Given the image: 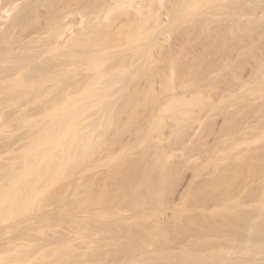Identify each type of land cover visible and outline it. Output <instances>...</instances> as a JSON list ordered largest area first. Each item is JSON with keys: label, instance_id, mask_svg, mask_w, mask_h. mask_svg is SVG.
Wrapping results in <instances>:
<instances>
[{"label": "rangeland", "instance_id": "1", "mask_svg": "<svg viewBox=\"0 0 264 264\" xmlns=\"http://www.w3.org/2000/svg\"><path fill=\"white\" fill-rule=\"evenodd\" d=\"M184 1L187 2L188 0ZM217 1L218 0H216V3ZM229 1L230 0H224L221 2L226 5ZM231 1H235L236 7L237 4L239 6L244 5V8L241 9L243 11L242 13L245 11L248 12L249 10L250 12H252V10L255 11L252 13L253 15L250 12H245L246 14L250 13V17L243 14L244 17H239L240 19H238L241 13L238 6L237 10L240 13H237L239 14L237 16L235 15L236 18L234 17L239 24L243 22L247 23L251 20L248 22L249 26L246 25L248 28L252 26L255 31H251L252 28H249L250 32H253L252 34H249L250 32H248V34L240 32L238 35L240 36V40L238 39L240 42H237L236 39L235 44L238 50L235 48L234 50L236 52L234 50L228 53L224 52L222 54L223 58L220 56L222 59L220 60L221 66L219 62V67L211 68L212 70L208 68L205 70L207 72L203 69V73L201 74H196L195 71H193V73L189 71L188 74L186 68L188 67L189 69L192 67V64L189 63L190 60L188 58H176L175 67L177 69V75L174 77L175 81L173 78V80L171 79L167 82L165 79L163 80L165 88L161 91L162 93L160 92L159 94V102H156L154 104L155 106L153 105L151 108L141 109L137 113L138 116L135 122H133L134 124L131 123L129 125L127 123L128 116L130 115L129 113H122L119 115L120 123L118 124H106L107 119H109L110 109L106 111L104 109L105 105L101 106L103 102L100 106L95 105V107H89L90 109L88 108V110L84 109L83 107L87 104V101H94L96 97L89 99L82 95V93H80L82 96L78 95V101H83L82 99L84 98L87 100L86 104L80 102L82 106L85 104L83 107H81L80 104V109L83 110H80L79 106H77L78 108L76 107L77 109L73 107L76 109L75 111H80V113L78 111L79 116L81 114L80 117H77V120L79 119L80 121V123L77 121L78 124L48 123L51 117L49 115L51 114L44 113L36 108L26 107L27 109H21L17 107L8 108L0 106V110L2 111V113L0 111V264H149L151 261L152 263L150 264H153L157 261L156 259H163L160 262H156L161 264L165 258L167 259L164 261L165 264H168L170 260V264H172L174 261V263L178 262L179 257L181 260L185 261L183 264H195L197 260V264H206V262L207 264H264V226L261 227L262 230L256 229L251 233L253 239L250 242H242V237H238L240 238L238 239L239 242H237L238 240L235 241L238 233L247 235V232L240 230L241 228L239 227H237V229L234 227L237 235L234 230L228 227V230H231V232L233 231L236 235L234 240L228 236L225 226H222V229H224V231L226 230L225 236L227 239L232 240L226 241L224 232H219L222 230L221 228L220 230L217 229L220 235H218V232H216L217 234L214 233V235L213 231L205 240L204 238L206 237L205 235L201 236L203 234L201 231L199 232L193 229L195 226H186L192 218L194 219V217L198 215V217H200L202 214L201 218L203 220L207 218L205 220L207 221L209 218L208 214H223L225 213L224 211H226V213H236L239 210V213H241L243 210L247 214L253 212L254 214L250 213L251 216L255 215L257 217L260 215L258 217L259 220H264V169H262L264 168V108L262 111L257 110V112H254L253 109H249V107L255 108V106L257 107L264 103V66L260 67L263 65L261 63H264V0ZM188 2H190V0ZM196 2L198 8L195 10L191 11L188 9L187 11L180 12V14L176 13L173 15L171 18L172 22L165 27L166 32H168L172 38L181 36L188 25L193 24L194 20L204 14L202 10H207V6H212L213 9H216L211 5L215 0H207L208 3L205 0H197ZM254 3L257 6H255ZM184 4L185 3H183V5ZM225 10L227 11L228 9L225 8L223 12H225ZM216 15H214L216 17L213 18H218L219 14ZM226 15L223 14L224 17L222 18L224 19ZM220 16L217 19L219 23L214 21L216 19L211 21L217 22L219 25L223 23V26L224 24L228 26L230 20H228V24L224 23L225 20L223 19V22L219 21L221 18ZM239 20L242 22L240 21V23ZM214 22H211L209 26L212 25L214 28L217 24ZM212 23H214V25ZM209 26H207L206 33L213 30V28H208ZM243 35H245V37L249 35L247 39L251 40L248 41L246 38L244 39ZM241 36L243 37L242 42ZM238 44H240V46ZM211 57L212 54H209L207 59ZM192 68L193 70L198 69L200 71L199 65H195ZM234 69L236 71H234L235 73L232 75L231 72ZM181 73H183V77ZM163 81H161V83ZM197 81L198 83H196ZM229 82L234 84L233 90L228 88ZM216 84L218 86L215 87ZM213 86L215 88H213ZM79 97L81 99H79ZM109 98H114V96L102 100H107V102L108 100H112ZM247 108L252 114L250 111H248L250 114L247 112ZM111 111L110 116L113 114L114 110ZM54 114L55 116L58 115L56 112ZM61 114L62 112H60V115ZM114 114L111 117H113ZM62 115L60 116L62 121H64L63 119L65 118L68 120V117H70L67 116L63 118ZM56 117L60 119L59 115ZM232 119H237V122L236 120L235 122L236 124L239 122L237 124L238 126ZM163 120H167L163 127V131L164 129L166 130L162 132L163 135L161 134L162 137H160L159 126ZM230 124L232 126L234 125L233 128L235 127V129L231 128ZM127 129L133 130L130 131ZM121 143L123 144L121 145ZM162 153L166 154L167 158L170 156L168 159L169 162L167 161V174H174L173 179L171 178L172 182L165 185V188L169 186L170 189L174 191L172 192L169 190V192H165V196L170 198H164L163 207L162 203L159 204V206L152 205L150 201H148L149 203L147 202L150 196L158 192V187L156 186H153V189L151 188L152 192L149 190L147 192V190L144 189L145 187H143V189L140 188L142 190L141 193L137 191L136 194H134V197L138 198L137 201L140 199L141 202L139 201V203L134 199H127V196L123 194H121V196H124L122 198L120 195L110 196L108 202L104 201V206L103 202L101 203L98 201V198L101 200L105 195H110V187H112V189L115 187L112 181L109 182L110 180L106 179L108 176L107 172H109V169H113L114 166H118L120 160L124 158L136 160L144 156L146 157H143L144 161L146 160V163L150 161V166L151 161L153 162L152 159L155 158L157 154ZM167 153L169 155H167ZM249 159L252 160L250 161ZM234 160L242 163L247 160L248 163L246 162L244 165L246 164L245 166L247 169H252L250 170L251 176L248 175L250 177L246 178V176L243 177L242 175L239 180H230L229 185L231 184V187L229 188V185L227 186L229 189L225 190V188H221L223 192L219 193L218 190L216 192L212 190L215 194L211 193L212 186H210L209 182H213L212 179L220 174L221 169ZM182 164L183 166H181ZM256 166H260V169L258 168L257 170ZM252 171H254V174ZM101 179L103 181H101ZM91 181H93V186ZM200 187L201 189L204 188L203 191L199 189ZM90 189L94 191L95 196ZM206 189L207 192H204ZM194 191L198 193H194ZM192 192L195 194L194 196H192ZM209 192L210 195L213 194L216 200L215 198L213 199L212 195V197L209 196L207 200L202 196L206 194L205 196L207 197ZM222 193H224L223 195L225 198ZM228 194H232L233 196H228ZM198 195H201L199 198L201 199L200 201L195 200ZM210 198L211 201L208 202ZM191 199L198 204H192L193 201H191ZM118 206L121 208L120 210L122 212H120ZM154 207H156V210ZM232 210L234 212H232ZM67 213L71 214L67 215ZM204 214H206L207 217L206 215L203 217ZM191 215L192 217L189 220ZM211 215L209 219H211ZM79 220L82 221L80 224L82 230L81 227L78 228V225L76 226V222L79 223ZM94 220L97 222H93ZM181 220L183 222L187 221L186 224ZM90 221H92L91 224L97 227L99 226L98 230L90 231L89 228L83 226ZM97 223L99 225H97ZM107 223H111L110 228L113 230L107 228V231H112L107 234V232L103 230L104 233H100L103 226L106 225L105 227H109ZM116 223H120L119 227ZM179 223L185 224L184 227H188L186 229H189V232L183 229L181 230L180 227L183 225H180L178 230L177 224ZM127 224H131L133 227L143 224L141 226L147 225L144 227H151L150 229L156 226H158V228L168 229L169 239L167 245L168 243L169 245L171 243V245L167 247L166 244L161 242L162 240H160L159 237L157 238L159 241H155H158L157 244L160 243L159 245L155 244L154 241H148L149 243H154L153 247L152 244L148 247L147 245L149 243L146 244L147 242H145V244H143L144 242H139L134 236L132 237L122 230L120 226L125 227L128 226ZM173 227L174 230L172 229ZM85 228L88 230L86 229L85 231ZM192 229L195 230V233ZM83 233L85 236L88 235L84 237ZM123 233L129 237L125 236ZM177 234L178 236H176ZM179 234H182L184 238L182 235L179 237ZM199 234L200 239L198 237ZM204 234L206 233L204 232ZM242 234L239 236H243ZM245 235L243 236L244 238ZM14 239L16 240L14 241ZM198 239L201 241L199 242ZM133 240L136 242L134 243ZM210 240H212V243L215 241L213 244H217L215 246L218 248L212 247V250H210V245L212 243L206 244L207 242L210 243ZM195 242H199L196 244L199 250L194 246ZM201 242L204 243L201 245ZM125 243L134 248L126 246ZM136 243L139 248H137ZM190 243L192 245H190ZM54 244L55 246H53ZM62 244L66 246L64 245L63 247ZM161 244L162 247L165 245L166 248L165 246L161 248ZM218 244H220V246H218ZM157 246L160 247L161 252L164 251L163 258L160 257L162 253L159 252L160 250ZM192 246L198 251H192ZM124 247L133 250L131 251ZM240 247H243L244 250ZM155 248H157V250ZM195 248L192 247V249ZM215 248L217 249L216 251ZM45 249H47V251ZM120 249L123 251L125 249V253L122 250L120 252ZM189 249L192 252L189 256L191 261L187 258L188 256L185 257L187 258L186 260L184 257H181L182 253H184L182 251H185L188 255L190 253ZM188 251L189 253H187ZM156 253H158L157 256ZM180 253L181 255H179ZM43 255H48L49 257L47 256L45 259ZM51 255L54 256L51 257ZM165 255L168 256L165 257ZM177 255L179 257H177ZM149 256H151V259ZM154 256L156 257L155 259ZM95 259L98 262H96ZM201 260L202 262H200ZM213 261H215V263ZM179 264H182V262Z\"/></svg>", "mask_w": 264, "mask_h": 264}, {"label": "bare ground", "instance_id": "2", "mask_svg": "<svg viewBox=\"0 0 264 264\" xmlns=\"http://www.w3.org/2000/svg\"><path fill=\"white\" fill-rule=\"evenodd\" d=\"M183 1L184 0H0V106H4V107H8V108L9 107L10 108L17 107V108H21V109L26 108V107L36 108V109H39L40 111H43L44 113L51 114L49 116H51L50 119L51 118L52 119L51 120L49 119L48 123H51V124H78V123H80V121H79V119L77 120V117L79 116L80 111L78 110L79 111V113H78V111H75V110L78 108L77 106H79V109L81 107H83L87 101L85 98L82 99L83 101H81V100L78 101V95H80V96L84 95L89 99L92 97H96V100H94V101H90V102L87 101V104L83 107L84 109L88 110L89 107L92 108V107H95V105L100 106V104L103 102L101 104V106L105 105L104 109L106 111L107 110L109 111V109H110V112H112L111 110H114L113 114L114 113L115 114L113 117H111L113 114H111V116H110V112H109L110 117L108 116L109 119L106 118L107 119L106 124H111V125L112 124H118V123H120V116L119 115H121L122 113H124V114L129 113L130 115L128 116L129 118H128L127 123L130 125L131 123L135 122V120L137 119V116H138L137 113L141 109L149 108V107L151 108V106H153L156 102H159V100H158L159 94L165 88V84H164L163 80L165 79V81L167 82V81L171 80L172 78L174 79V77H176V75H177V69L175 67V65H176L175 59L176 58H188L190 60L189 63L192 64L191 65L192 67L195 65L200 66V71L198 69L193 70L192 67H190L188 69V67H187L186 72L188 71V74H189V71H191L192 73H193V71H195L196 74L197 73L201 74V73H203V69H204V71L208 68H210V70H212L211 68H217L220 60H222L221 58H223L222 54L224 52H227V53L232 52L235 48H236V50H238L236 47L237 45L235 46V44H236V39H237V42L240 40V36H238L240 34V32L244 33V34H248V32H250L249 28H252V26H250L249 28L247 27L248 22H250L251 20H249L247 23L243 22L244 24L243 23L239 24L237 19L235 20L236 16L239 15L237 13H240V12H238L237 9L239 8V10L242 13L243 11L241 9L244 8V5H240L242 7L241 8L237 4V7L239 6L237 8L235 1L230 0L229 3L226 4L227 5L226 6L223 2H221L224 0H218L217 3L215 0V2L214 3L212 2L213 4L211 3V5H213L216 9H213L212 6H210V7L207 6V10H202V12L204 14H202L198 19L194 20L193 24L188 25L186 27L185 32L181 36L172 38V36L168 32H166L165 27L168 26L172 22L171 18L173 17V15L176 13L180 14V12L187 11L188 9L193 11L196 8H198V5H196V3H198V2H196L197 0H192L193 2L191 0H190V2H188L189 0L187 2H185V1L183 2ZM198 1H200V0H198ZM205 1L207 2V0H205ZM183 3H185V4L183 5ZM180 4H181V6H180ZM198 4H201V3H198ZM202 6H203V4H202ZM255 6H257V5L255 4ZM261 7H262V5H261ZM225 8H227L228 10L227 11L225 10V12H223ZM245 12L242 13V16L240 13V16H238V19H240L239 17L243 18L244 17L243 14H245V16L246 15L249 16L250 13L252 14L255 11L252 10V12H250V10H249L248 11V12H250L249 14H246L248 12H246V13ZM216 14H219L218 18L221 15L220 16L221 18L219 19V21L223 22V20L226 21V19H227V21L226 22L224 21V23L228 24V20H230V22H229L230 24L228 26L226 24H224V26H223V23L221 24V22H220L221 25H219L218 24L219 22L217 20L218 18H213V17L217 16ZM223 14L224 15L227 14L226 16H228V17L225 16L226 19L225 18L223 19L222 18V17H224ZM214 15H216V16H214ZM242 18H241V20H242ZM213 19H216L214 21H217L218 23L211 21ZM241 20H239V22ZM211 22H214L215 24L217 23L216 24L217 27H216V25H215L216 28L215 27L213 28L212 25L209 26V24H211ZM214 23H212V24L214 25ZM253 24H254V22H253ZM207 26H209L208 28H211V29L213 28V30L210 31L209 33H206L207 32L206 31ZM262 28H263V26H262ZM263 29H262V31H263ZM253 30L254 29L252 28L251 31H253ZM256 31H258V30H256ZM252 33L253 32H250L249 34H252ZM254 33H256V32H254ZM243 36H244V39L246 38V40H248L247 38L249 35L247 37H245V35H243ZM250 36H253V35H250ZM242 39H243V37L241 38V42H242ZM250 40L251 39H249L248 41H250ZM243 41H245V40H243ZM238 45L240 46V44H238ZM176 46H178V47H176ZM209 54H212V57L210 59H207V56ZM220 56H221V58H220ZM230 63H231V61H230ZM261 64H263V65H261L260 67H263L264 63H261ZM219 65L221 66V62ZM260 67H258V68H260ZM234 71H236V70L234 69L231 72L232 75L235 73ZM180 72H182V71H180ZM205 72H207V71H205ZM205 72H204V74H205ZM181 74H182L181 76L183 77L185 75V72H184V75H183V73H181ZM197 76H196V78H197ZM206 76H208V75H206ZM229 77H230V75H229ZM193 78H195V77H193ZM203 78H205V77H203ZM232 79L234 80L233 77H232ZM232 79H230V80H232ZM161 81H163L162 82L163 84L161 83ZM174 81H175V79H174ZM202 81H203V79H202ZM196 83H198V81ZM229 83L230 84H229L228 88L233 90L234 84H232V82H229ZM173 84H174V82H173ZM216 86H218V85L216 84L215 87ZM215 87L213 86V88H215ZM210 90H211V88H210ZM80 93H82V95ZM112 96H114V98H109L112 100H108V102H107V100L106 101L102 100L104 98L107 99L108 97H112ZM79 99H81V98L79 97ZM80 102L85 103V104L82 106V104ZM80 104H81V107H80ZM70 107H72V108H70ZM73 107H75V108L77 107V108L75 109ZM85 107H87V108H85ZM263 108H264V103L261 104L260 106H257V107L255 106V108L249 107V109L250 110L253 109L254 112H257V110L262 111ZM72 109H74V110H72ZM249 109L247 108V112L250 111ZM80 110H83V109H80ZM144 111H145V109H144ZM55 112H56V114L59 115V117L62 114H65V112H66V114L62 115L63 118L67 117V116H70V117H68V120L66 118L63 119L64 121L67 120L66 122H64V121H62L61 117L59 119L56 117L58 115L55 116V114H54ZM60 112H62L61 115H60ZM69 112H71V113H69ZM250 112H248V113L250 114ZM1 113H2V111H1ZM251 114H252V112H251ZM80 116H81V114H80ZM235 120L237 122V119H234L233 121L235 122ZM25 121H26V119H25ZM77 121H79V122L77 123ZM166 121L167 120L161 121V125L159 126L160 137H162V135H163L162 132H165V130H166V129H164V131H163V127H164V124L166 123ZM138 122H140V121H138ZM236 122H235V124H236ZM22 123H24V122H22ZM233 126L231 125L230 127L233 128ZM129 128H130V126H129ZM165 128H166V126H165ZM233 129H235V127ZM127 130H130V129H127ZM131 130H133V129H131ZM122 144L123 143H121V145ZM162 149H165V148H162ZM158 152H160V151H158ZM131 153H129V154H131ZM162 154H157L156 157L152 159L153 160V162L151 161L152 166L151 165L149 166L150 161H148V163L145 162L146 160L144 161V158H146L144 156H143L144 158L141 157L139 159L137 158L136 160L135 159L130 160V159H125V158L122 160L119 159L120 163L118 162L119 163L118 166H116V167L114 166L115 168L113 167V169H109V172H107L108 176L106 178V179L110 180L109 182L112 181L115 184V187L113 189H112V187H110L111 188L110 195L109 196L103 195L104 197L101 198V200L98 198V201H100L101 203L103 202V206H104V201L108 202V200H109L108 198H110V196H115V195H117V196L120 195L121 198L124 196H127V199L131 198V199H134L137 201L138 198L137 197L135 198L134 194H136L137 191H139V193H141L142 190L140 188L143 189V187H145L144 189L147 190V192H148V190L152 192L151 188L153 189V186H156V187H158V192H156V194H154L153 196H150V198L147 197L148 200L147 199L146 200H147V202L150 201V203H152V205H159L161 203L163 204L165 199L170 198V197L165 196L166 195L165 192H167V191L169 192V190H171L172 192L174 191V190L170 189L169 186L167 188H165L166 184H169L170 182H172L171 178L173 179L174 174L173 175L167 174L168 173V172H166V169L168 168L167 167V161L169 162L168 159L170 158V156L167 158L166 154H163V155ZM167 155H169V154L167 153ZM251 158H253V157H251ZM194 159H196V158H194ZM240 161H242V160H240ZM246 162H247V160H245L244 163H246ZM174 163H175V161H174ZM244 163L234 160L233 162H231L227 166H224L221 169L220 174L218 176L216 175L217 177L216 178L214 177L212 179L213 182H211V181L209 182L210 186H212V189L210 188L211 191L213 190L216 192L218 190V192L220 193V192H223L221 190V188H225V190L229 189L231 187V184L229 185L230 180H233V179L239 180V178L242 175H243V177L246 176V178H249L251 176L250 170H252V169H250V170L247 169L245 166L246 164L244 165ZM177 165H178V163H177ZM181 166H183V164ZM179 167H180V165H179ZM256 167L258 170V168L260 166H256ZM261 168H262V165H261ZM262 169H264V168H262ZM173 170H175V169H173ZM255 170H256V168H255ZM170 171H172V170H170ZM252 172L254 174V171H252ZM180 173H181V171H180ZM248 175H250V176H248ZM244 180H247V179H244ZM101 181H103V180L101 179ZM92 182L93 181H91V183ZM242 182H245V181H242ZM96 185H98V184H96ZM176 185H177V183H176ZM228 185H229V188L227 187ZM92 186H93V183H92ZM207 186H205V187H207ZM201 187L199 189L201 191H203L204 188L201 189ZM171 188H172V186H171ZM263 188H264V186H263ZM173 189H174V186H173ZM91 190L92 189H90V191ZM195 190H197V189H195ZM213 191L211 193H213ZM263 191H264V189H263ZM91 192H93V194H94V191H91ZM196 192L197 191H194V193H196ZM204 192H207V189L204 190ZM210 192L208 193L209 195L207 197L205 196L206 194H204L202 196L205 197V199L207 200V198L209 196L212 197L213 194H215V193H213V194H211L212 195L211 196ZM194 193L192 192V196L195 195ZM121 194H123L124 196H121ZM168 194H170V193H168ZM172 194H171V196H172ZM223 194L224 193H222V195ZM143 195H144V193H143ZM229 195H232V194H228V196ZM94 196H95V194H94ZM139 196H141V195H139ZM258 196H259V194H258ZM200 197H201V195L196 196L195 200L200 201L201 200V199H199ZM214 198L215 197L213 196V199ZM224 198H225V196H224ZM215 200H216V198H215ZM251 200H252V198H251ZM136 201H134V202H136ZM139 201H140V199H139ZM139 201H137V202L139 203ZM191 201L195 202L192 199H191ZM209 201H211V198H210V200H208V202ZM193 202H192V204H198L196 202L195 203H193ZM204 202H205V200H204ZM204 204H206V203H204ZM207 204H210V203H207ZM142 205H143V203H142ZM189 205H191V204H189ZM138 206H139V204H138ZM146 206H148V205H146ZM163 206H164V204L162 205V207ZM206 207H208V206H206ZM154 208L156 210V207H154ZM158 208H161V207H158ZM120 209L121 208L119 207V210ZM211 209H212V207H211ZM228 211H230V210H228ZM120 212H122V211L120 210ZM224 212L225 213H223V214L222 213L221 214L218 213L215 215H213V213H212V215L208 214L209 218H210V215L212 217H211V219L208 218L207 221H205L207 218L206 219L204 218V220L201 218L202 214L200 215V217H198L199 216L198 215L197 217H194V219L192 218L191 220H190V218L192 217V215L190 217L188 216L190 221L188 220L189 222L187 223L186 226H188V225H189V227H191V225L195 226V228H193V229H195L199 232L201 231V233H203L201 236L205 235V237H206V238H204L205 240L207 239V236L208 235L210 236L213 231H214L213 234L214 233L217 234L216 232H218V230H220V228L222 229L223 228L222 226H225V228L227 229L228 236L234 239V238H236V235H237L236 231L234 230V227H236V229H237V227H239V228H241L240 230L247 232L246 233L247 235L242 234V233H238L237 239L236 240L234 239V240L237 241L238 239H240L242 237V242L243 241L244 242H246V241L250 242L253 239V236L251 233L254 232L256 229L262 230L261 227L264 226V222H263L264 220L260 221L258 218L260 215L257 217L255 215H252L253 217L251 216V214L253 212L252 213L250 212L251 214L250 213L247 214L243 210H242V212H244V213H242V212L239 213V210L236 213L233 210H232V212H234V213H228V212L226 213V211H224ZM95 213H96V211H95ZM70 214L67 213V215H70ZM102 214H105V213H102ZM205 215L206 214H204L203 217H205ZM206 217H207V215H206ZM42 218H43V216H42ZM76 221H78V220H76ZM76 221H74V222H76ZM79 221H80L79 223L76 222V226L78 225V228L81 227L80 224L82 222L81 220H79ZM123 221H125V220H123ZM91 222L92 221L86 223V225H83V226H86L87 228H89L90 231L91 230H98L99 226L97 227L96 225L91 224ZM93 222L96 223L97 221L94 220ZM119 222H120V220H119ZM186 222L187 221H184L183 223L186 224ZM183 223L177 224V229H178V227H180V225H183ZM107 224L109 225V227H105L106 225L105 226L102 225L103 228H101L102 231H100V233L101 232L102 233L107 232V234H108L110 231L113 230L112 228H110L111 223L110 224L107 223ZM116 224H118V223H116ZM97 225H99V224L97 223ZM119 225H120V223L118 224V227H119ZM123 225H125V224H123ZM129 225H131V224H129ZM129 225L125 226V227H123V226H120V227L122 228V230L124 232H127L132 237L134 236L135 239H137L139 242H142V243L144 242L143 244H145V242H147L146 244H148L149 243L148 241H152V242L154 241V243L157 244V242L159 241L157 238L160 237V240H162L161 242H163L164 244L167 245V242L169 239V233L167 232L168 229L166 230L165 228H161L160 226H159L160 228H158V226H156V227L150 229L151 227H149V228L144 227L147 225L141 226L143 224L136 225V227H133L132 225L129 226ZM184 225L182 226L183 228L180 227L181 230L183 229L184 231H188L189 229H186L188 227H184ZM228 227L231 228V230H234L236 235L233 231L231 232V230H228L229 229ZM87 228H85V231ZM107 228L112 229V230L107 231ZM239 228H238V230H239ZM76 229H77V227H76ZM172 229L174 230V227ZM81 230H82V227H81ZM103 230H104V232H103ZM117 230H118V228H117ZM195 230H193V232ZM222 231L224 232V237H226L225 236L226 230L224 231V229H222L219 232H222ZM77 232H78V229H77ZM204 232L206 234H204ZM219 232H218V235H220ZM79 233H80V230H79ZM182 234H184V233H182ZM182 234H179V237ZM240 234H242L243 236L245 235V238L243 236H239ZM58 235H61V234H58ZM196 235H197V233H196ZM83 236L86 237L85 234ZM117 236H119V235H117ZM125 236H127V235H125ZM176 236H178V234ZM127 237H129V236H127ZM182 237H183V235H182ZM198 237L200 239V234L198 235ZM218 237H220V236H218ZM238 237H240V238H238ZM18 239H20V238H18ZM28 239H31V238H28ZM195 239H193V240H195ZM15 240L16 239H14V241ZM44 240H46V239H44ZM126 240H127V238H126ZM156 240H158V241L155 242ZM170 240H172V239H170ZM212 240H210V243L207 242L206 244H211ZM225 240L229 241L230 239H227V237H226ZM200 241L201 240H199V242ZM230 241H232V240H230ZM25 242H27V241H25ZM133 242H134V240H133ZM171 242H173V241H171ZM199 242H195L194 246L197 247L196 244ZM237 242H239V240ZM126 243H125L126 246H131V245H127ZM154 243H149L150 245L148 244L147 246L149 247L152 244V247H153ZM203 243L201 242L200 244L202 245ZM213 243H215V241H213ZM213 243L210 245V247H211L210 250H212V247L218 248L217 246H215L217 244L214 245ZM12 244H13V242H12ZM136 244H135V246H136ZM159 244H157V245H159ZM64 245H63V247H64ZM168 245H169V243H168ZM168 245H167V247H168ZM170 245H171V243H170ZM190 245H192V244L190 243ZM53 246H55V244ZM194 246H192V247L195 248ZM218 246H220V244H218ZM144 247H145V245H144ZM154 247H156V246H154ZM163 247L161 244V248H163ZM192 247H191L192 251H194V250L198 251L199 250L198 247H197L198 250L196 248L192 249ZM124 248L128 249V250L130 249L131 251L133 250L131 248H126V247H124ZM132 248H134V247H132ZM137 248H139L138 244H137ZM157 248L160 250V247L157 246ZM157 248H155V249L157 250ZM165 248H166V246H165ZM188 248H190V247H188ZM216 248H215V251L217 250ZM125 249H124V251H125ZM140 249H141V247H140ZM248 249H250V248H248ZM45 250L47 251V249H45ZM121 250L122 249H120V252H121ZM144 250H145V248H144ZM144 250H143V252H144ZM191 250L189 249L190 253H189V251L187 252V253H189L188 255L186 254L185 251H182L184 253L181 252L182 255H181V253L179 255H181V257H184V258L188 256L187 258L189 259V256L192 253ZM243 250H244V248H243ZM235 251H236V249H235ZM159 252H161V250ZM55 253H57V252H55ZM161 253L162 254H160V255H162V256H160V257L163 258L164 251ZM58 254H60V253H58ZM157 254L158 253H156V256H157ZM102 255H104V254H102ZM140 255H141V251H140ZM228 255H229V253H228ZM43 256H45L44 258L46 259L48 255L47 256L43 255ZM52 256H54V255H51V257ZM76 256H78V255H76ZM79 256H81V255H79ZM167 256L165 255V257H167ZM177 257H179V256L177 255ZM202 257H203V255H202ZM86 258H88V257H86ZM149 258L151 259V256H149ZM155 258L156 257L154 256V259ZM187 258H185V260ZM179 259H180V257L178 258L179 263H181V262H182V264H183V262L185 263L184 260L180 259L181 260L180 261ZM156 260H154V261L160 262L163 259H160V260L156 259ZM165 260H167V259L165 258L164 261ZM95 261L98 262L96 259H95ZM129 261H130V259H129ZM164 261L162 263H164ZM197 261L195 264H197ZM215 261H213V262L215 263ZM174 262H172V264L178 263V262H176V263H174ZM200 262H202V260ZM150 263H152V261ZM155 263H153V264H155ZM170 263H171V260H170V262L168 261V264H170ZM156 264H158V263H156ZM187 264H189V263H187ZM206 264H207V262H206Z\"/></svg>", "mask_w": 264, "mask_h": 264}]
</instances>
